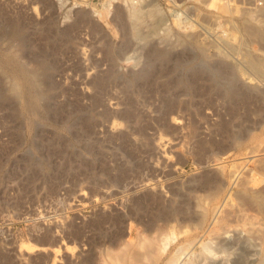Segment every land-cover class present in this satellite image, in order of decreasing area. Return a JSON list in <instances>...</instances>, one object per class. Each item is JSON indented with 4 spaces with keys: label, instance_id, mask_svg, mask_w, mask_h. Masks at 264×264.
I'll use <instances>...</instances> for the list:
<instances>
[{
    "label": "rangeland",
    "instance_id": "374dc122",
    "mask_svg": "<svg viewBox=\"0 0 264 264\" xmlns=\"http://www.w3.org/2000/svg\"><path fill=\"white\" fill-rule=\"evenodd\" d=\"M108 1L0 0V264H264V0Z\"/></svg>",
    "mask_w": 264,
    "mask_h": 264
},
{
    "label": "built area",
    "instance_id": "2783aa9c",
    "mask_svg": "<svg viewBox=\"0 0 264 264\" xmlns=\"http://www.w3.org/2000/svg\"><path fill=\"white\" fill-rule=\"evenodd\" d=\"M134 3H137V0H134ZM177 8L179 9L178 15L184 19H187V16H188L187 11L182 6H179V5Z\"/></svg>",
    "mask_w": 264,
    "mask_h": 264
},
{
    "label": "bare ground",
    "instance_id": "6f19581e",
    "mask_svg": "<svg viewBox=\"0 0 264 264\" xmlns=\"http://www.w3.org/2000/svg\"><path fill=\"white\" fill-rule=\"evenodd\" d=\"M114 1H116V0H110V1L106 2V3L104 4V6H105L106 8H110V7H112ZM27 244H28V243H27ZM28 245H31L32 247L34 246V244H31V243H29Z\"/></svg>",
    "mask_w": 264,
    "mask_h": 264
}]
</instances>
